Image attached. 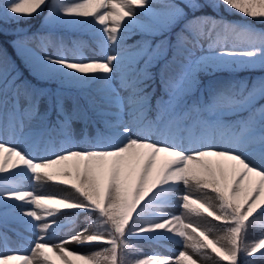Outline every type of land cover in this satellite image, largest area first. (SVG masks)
Instances as JSON below:
<instances>
[{"label":"snow or ice","instance_id":"obj_1","mask_svg":"<svg viewBox=\"0 0 264 264\" xmlns=\"http://www.w3.org/2000/svg\"><path fill=\"white\" fill-rule=\"evenodd\" d=\"M221 5L264 24V0H0V22L46 11L53 27L91 29L100 57L86 58L82 41L73 42L70 60L50 34L18 36L14 43L29 54L34 73L59 82L55 91L0 66V215L33 218L24 223L36 237L21 251L0 233V264H197L188 249L201 259L211 258L210 249L227 264H264V235L247 239L264 221V75L201 81L219 72L264 71V30L204 12ZM177 26L174 41L126 42L137 31L154 37ZM32 40L43 55L27 47ZM49 47L57 48L56 57L46 54ZM161 60L158 91L153 69ZM74 122L84 124L80 140ZM89 122L102 127L89 135ZM27 180L67 186L75 198L36 193L23 187ZM203 190L215 194L218 210L212 197L192 195ZM172 207L206 213L224 226L223 235L210 238L211 229L166 211ZM61 208L79 211L63 214L67 224L48 219ZM80 212L84 227L54 242ZM141 234L181 250L173 257L145 253L132 239ZM73 242L103 246L81 253L65 247Z\"/></svg>","mask_w":264,"mask_h":264},{"label":"trees","instance_id":"obj_2","mask_svg":"<svg viewBox=\"0 0 264 264\" xmlns=\"http://www.w3.org/2000/svg\"><path fill=\"white\" fill-rule=\"evenodd\" d=\"M179 2V0H177ZM204 12L215 15L217 18L223 17L227 21L231 22H247L253 25L256 29L264 30V24L259 23L258 20L249 18L239 13L236 10L229 11L226 6L221 5L218 12L213 13L211 9H204ZM46 11L42 15H34L31 18L21 19L19 23L10 21V22H0V66L6 67L8 72L20 77V81L28 82L35 87H42L52 91L57 90L59 87V82L52 79L49 82H40L31 76V68L24 65L21 60L20 49L15 45L14 41L18 36H43V35H52L56 40V43L59 44L61 41L64 45V48H70L77 52L73 47L74 41H82L83 45L88 46L90 49L99 52L97 46L98 36L89 30L88 28H72L69 26H56L53 27L45 21ZM198 15L200 13H197ZM179 30V26L175 28L172 33H165L164 35H157L154 37H146L141 33L134 32L127 39V44L134 45L142 39H150L152 43H157L161 40L171 41L175 40V32ZM30 42H35L39 45L38 40H32ZM171 51L168 53L170 58ZM163 65V60L156 68L153 69V72L156 73V83L153 87H156L159 91V68ZM264 75V71L260 69L256 70H242L234 73L229 72H219L210 76H201L202 85L215 84L218 81H224L229 79H250ZM69 95L80 98L83 95L82 91H77L74 88H64ZM152 89L149 88V91ZM81 104H84V100H80ZM98 127L102 125L97 124ZM209 191V190H207ZM61 213V212H59ZM94 218V214H93ZM10 219L0 215V233H5L6 235H14L13 232L6 226L7 221ZM260 224H264V221H261Z\"/></svg>","mask_w":264,"mask_h":264},{"label":"rangeland","instance_id":"obj_3","mask_svg":"<svg viewBox=\"0 0 264 264\" xmlns=\"http://www.w3.org/2000/svg\"><path fill=\"white\" fill-rule=\"evenodd\" d=\"M137 11H139V9H137ZM15 15V14H13ZM47 15V13H46ZM45 15V17H46ZM70 19H83V18H70ZM88 20H91L92 18L89 17L87 18ZM10 21H14L16 22V20H9L7 22H10ZM99 27V26H97ZM261 30V29H259ZM160 42V41H159ZM159 42L157 43H154L153 45H156L158 44ZM27 47L28 48H31L33 50L36 51L37 54L39 55H43L44 53L41 52L40 48H39V45L35 42H29L27 44ZM110 47V46H109ZM66 55H67V58L68 59H73L74 55L77 54V52H74L72 50H69V49H66ZM83 54L86 58L88 59H99V52H95L93 51L92 49L86 47V46H83ZM21 51V59H22V62L26 65V66H29V67H32L30 62H29V59H28V56L29 54L20 50ZM47 55L49 56H52V57H56L58 55V52L57 50L55 49V47H49L48 50H47ZM171 58V56H170ZM31 74L32 76H34L36 79H38L39 81H48L50 79H44V78H39L33 71V68H32V71H31ZM71 106V102L69 101V107ZM42 109H43V105H42ZM73 128L76 132V138L78 140L81 139L80 137V133H81V128H80V123L79 122H74L73 123ZM88 133L89 135H94L95 132H94V127L92 124H89L88 125ZM81 144H84L85 145V148L89 147V145L86 143V142H82ZM165 157H160L159 160L157 161V167L159 168L160 166L163 165V163L165 162ZM11 173H9L8 175H10ZM258 179V178H256ZM43 185L45 187L49 186L50 188L54 189V190H64V191H69L70 193L74 194L75 193L73 192V190L67 186H62V185H59V184H56V183H51V182H43ZM182 187V186H180ZM193 196L194 197H200L202 199L204 198H207V197H212L210 203L213 205V208L218 210L217 209V205H218V201L215 200V194L211 193L210 191H207V190H203V191H200V192H196V191H193ZM262 200V203H264V196H262L261 198ZM147 201V197L145 198L144 201L141 202V205L140 207H143V204L146 203ZM9 204H21L22 202H18V201H15V200H9L8 201ZM28 207H33V206H28ZM62 214L60 215H57V216H54V217H49L48 219L49 220H52V219H56V220H60L61 223H64V224H67L66 222V219L63 218V214L65 212H78L79 210H65V209H60ZM140 209L137 208V212L139 211ZM40 209H37V212L39 213ZM14 215V218L16 219V221H9V225L10 227L12 228L13 232L15 233V236L16 237H8L10 238L8 240V244L10 245L11 249H20L21 251H26L28 250L32 245L30 244V241L32 239V235L34 232H31L28 230V226L26 223H24L25 221H33V218L31 217H27V216H23V215H18V214H13ZM17 215H18V218H17ZM84 213L83 212H80L78 217L75 219V222H74V225L73 227L69 228V227H65L62 231H59L54 239V242H57V241H60L61 239H65L71 235H74L76 231H79V229L83 228L84 227ZM135 215V213H134ZM206 215L202 214V217H205ZM198 217V216H196ZM206 219V218H205ZM207 220V219H206ZM209 221H212L216 227V229L222 231L223 229V225L220 223V222H217L215 220H211V218L209 217L208 218ZM35 222V221H33ZM42 223V221H41ZM190 231V229H189ZM223 232V231H222ZM147 235L149 234H141L140 237H134L132 238L133 239V243L140 247L141 249H143V251L145 253H158V254H162L163 257H173L175 255L176 252L180 251L181 248H180V245L179 244H176V243H173L171 241H150V240H147V239H144V237H146ZM261 235H264V225H255L253 226L252 228H250L249 230V233H248V236L251 237V239H248V236H247V239L249 241H252V242H255L256 240H258V238L261 236ZM210 238L214 239L212 234L210 233ZM242 241L244 239V234L242 233V237H241ZM2 246V245H0ZM103 245H101L99 242H93L92 244H85V245H80L78 243H71V244H67L65 245L66 248L70 249V250H75L77 252H91L95 249H98L100 247H102ZM7 250V249H5ZM188 252L189 254H192L194 259L197 260V264H227V261H222L219 259V257H217L214 253H211L210 249L208 250V255L211 257L210 259H201L200 256H196L194 253H192V250L191 249H188ZM257 256H259V254H257ZM13 264H19V262H13ZM238 264H239V260H238ZM259 264V262H258Z\"/></svg>","mask_w":264,"mask_h":264},{"label":"bare ground","instance_id":"obj_4","mask_svg":"<svg viewBox=\"0 0 264 264\" xmlns=\"http://www.w3.org/2000/svg\"><path fill=\"white\" fill-rule=\"evenodd\" d=\"M5 139H7V138H5ZM79 146L81 148H85V145L84 144H80ZM162 157H164V156L162 155ZM23 187L26 188V189H28V190H33L36 193H41V192L59 193V194L64 195V196H69V197H71L73 199L75 198V195L72 194V193H70L69 191L54 190V189L50 188L49 186L45 187L43 185V182H36V183H34L31 180H27V181H24L23 182ZM180 190L183 191V186L180 187ZM192 195H194L193 192H192ZM176 203L178 204L179 201L177 200ZM166 211L175 212L177 214L183 212L184 213V216H185L186 222L188 220H191L193 223H199V224H201L202 227L205 228V229H211L212 231L210 233L212 234V236H213L214 239H216L219 236L223 235V232L220 231V230H218V229H216L214 223L212 221H209L208 220L209 217L206 215V213H203L204 215H206L205 217H202V215L196 217L194 215H189L187 212H185L184 210H182V209H180L178 207H172V208L167 209ZM148 216L151 217V214L149 213ZM160 231H164V230H160ZM35 238H36L35 237V233H33L32 239L30 241V244L31 245H32V242L35 240ZM248 239H251V237L248 236ZM57 242H59V241H57ZM37 264H39V262H37Z\"/></svg>","mask_w":264,"mask_h":264}]
</instances>
